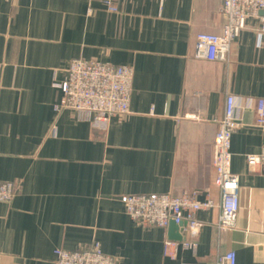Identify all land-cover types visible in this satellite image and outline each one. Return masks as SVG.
<instances>
[{
  "label": "crops",
  "instance_id": "0c3cea01",
  "mask_svg": "<svg viewBox=\"0 0 264 264\" xmlns=\"http://www.w3.org/2000/svg\"><path fill=\"white\" fill-rule=\"evenodd\" d=\"M223 0H0V181L17 194L0 202V264H57L55 250L97 243L116 264H264V146L253 109L231 136L238 176L235 227L217 228L213 142L227 96L264 98V35L257 17L226 61L193 56L199 33L220 34ZM133 69L129 112L105 130L88 114L57 112L73 59ZM52 130L53 133L51 132ZM196 193L195 248L165 249L167 227L131 219L124 195Z\"/></svg>",
  "mask_w": 264,
  "mask_h": 264
},
{
  "label": "built area",
  "instance_id": "2783aa9c",
  "mask_svg": "<svg viewBox=\"0 0 264 264\" xmlns=\"http://www.w3.org/2000/svg\"><path fill=\"white\" fill-rule=\"evenodd\" d=\"M110 11H115L116 0H103ZM221 13L226 20L220 34L199 33L193 56L206 61H226L229 47L249 17H257L258 33L264 35V0H223ZM133 69L115 66L96 60L73 59L61 82L53 86L60 89L62 97L55 105L57 112L74 110L88 114L93 128L105 130L114 116L129 112ZM253 109L256 126L264 129V98L244 97L236 101L227 96L224 116L218 123L213 142L212 165L214 184L220 190V215L217 228L222 231L235 227L238 204V176L231 171L230 141L232 133L242 126V113ZM54 130L51 132L53 133ZM247 165H264V146L257 154L246 155ZM18 192L13 182L0 181V202L10 201ZM126 214L145 226L166 228L170 221L184 223L182 227L184 248H195L201 229L197 213L213 207V201H199L196 193L174 196L168 193L150 195H124L121 198ZM166 241L165 249L175 246ZM57 264H116L115 259L102 252L97 243L75 250H55ZM216 264H236V255L229 251L221 255Z\"/></svg>",
  "mask_w": 264,
  "mask_h": 264
},
{
  "label": "water",
  "instance_id": "95a60500",
  "mask_svg": "<svg viewBox=\"0 0 264 264\" xmlns=\"http://www.w3.org/2000/svg\"><path fill=\"white\" fill-rule=\"evenodd\" d=\"M184 223L175 224L170 221L167 227L168 239L173 242H182L184 237L182 234V227Z\"/></svg>",
  "mask_w": 264,
  "mask_h": 264
}]
</instances>
